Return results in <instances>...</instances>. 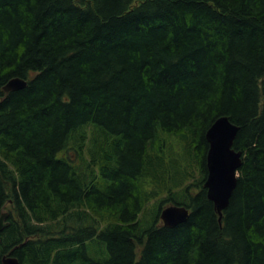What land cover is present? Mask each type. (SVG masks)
Returning a JSON list of instances; mask_svg holds the SVG:
<instances>
[{"label": "trees", "instance_id": "trees-1", "mask_svg": "<svg viewBox=\"0 0 264 264\" xmlns=\"http://www.w3.org/2000/svg\"><path fill=\"white\" fill-rule=\"evenodd\" d=\"M221 117L242 156L220 217ZM2 213L0 264H264V0H0Z\"/></svg>", "mask_w": 264, "mask_h": 264}, {"label": "water", "instance_id": "water-1", "mask_svg": "<svg viewBox=\"0 0 264 264\" xmlns=\"http://www.w3.org/2000/svg\"><path fill=\"white\" fill-rule=\"evenodd\" d=\"M27 81L22 78H12L4 86V91H17L25 88ZM238 127L232 124L228 118L217 119L206 132L209 143L206 161L208 174L205 181L207 197L215 205L221 217L232 196L236 186L238 169L241 165L242 153L232 149ZM7 213L0 215V231L8 227ZM189 209L185 206L169 205L160 212V220L163 225L174 227L187 221ZM2 264H20L13 256H3Z\"/></svg>", "mask_w": 264, "mask_h": 264}, {"label": "rangeland", "instance_id": "rangeland-1", "mask_svg": "<svg viewBox=\"0 0 264 264\" xmlns=\"http://www.w3.org/2000/svg\"><path fill=\"white\" fill-rule=\"evenodd\" d=\"M175 143H176V140L175 139H171L170 144H168V146L163 149L167 161H169L171 159H174L175 157H179L180 153H182V156H183L182 148H180L179 146H175ZM195 175H196V173H195ZM173 181H169L168 188L171 187V188L174 189V186H173V183H172ZM166 195L167 194H164L163 197H165ZM155 202H156V200H154L153 202H151V204L147 208L146 213L142 217V219H143V225H148L149 226V225H151L153 223V220H154L155 214H156Z\"/></svg>", "mask_w": 264, "mask_h": 264}, {"label": "bare ground", "instance_id": "bare-ground-1", "mask_svg": "<svg viewBox=\"0 0 264 264\" xmlns=\"http://www.w3.org/2000/svg\"><path fill=\"white\" fill-rule=\"evenodd\" d=\"M232 123V122H231ZM233 124V123H232Z\"/></svg>", "mask_w": 264, "mask_h": 264}]
</instances>
